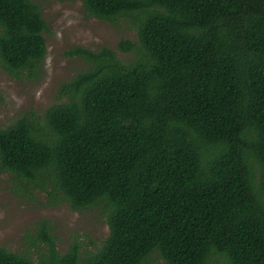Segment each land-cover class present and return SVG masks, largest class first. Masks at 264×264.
<instances>
[{
  "label": "trees",
  "instance_id": "16d2710c",
  "mask_svg": "<svg viewBox=\"0 0 264 264\" xmlns=\"http://www.w3.org/2000/svg\"><path fill=\"white\" fill-rule=\"evenodd\" d=\"M137 41L75 46L92 64L60 102L0 127V166L26 189L100 206L109 231L80 256L41 224L44 264H264V0H82ZM47 23L33 0H0V65L36 77ZM0 264H35L0 246Z\"/></svg>",
  "mask_w": 264,
  "mask_h": 264
},
{
  "label": "rangeland",
  "instance_id": "374dc122",
  "mask_svg": "<svg viewBox=\"0 0 264 264\" xmlns=\"http://www.w3.org/2000/svg\"><path fill=\"white\" fill-rule=\"evenodd\" d=\"M47 23L44 31L47 54L41 72L30 77L11 74L0 65V127L12 124L24 114L43 115L60 102L59 87L78 72L87 70L88 59L71 54L75 46L94 51L110 47L123 61L135 59L138 50H119L123 39L137 41V25L132 15L119 16L114 21L86 13L82 0H33ZM49 227L57 249L64 253L73 243L80 245V256L100 246L109 227L104 210L94 205L73 209L63 196L53 198L50 191L31 187L26 189L12 173L0 166V246L29 255L35 264H44L47 256L43 241L31 243L41 224ZM151 264H167L154 257ZM208 264H214L211 260Z\"/></svg>",
  "mask_w": 264,
  "mask_h": 264
}]
</instances>
